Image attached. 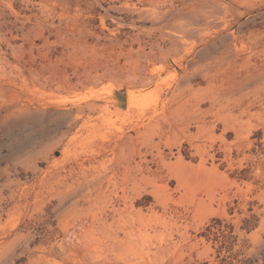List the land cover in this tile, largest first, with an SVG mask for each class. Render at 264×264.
<instances>
[{
    "label": "rangeland",
    "instance_id": "rangeland-1",
    "mask_svg": "<svg viewBox=\"0 0 264 264\" xmlns=\"http://www.w3.org/2000/svg\"><path fill=\"white\" fill-rule=\"evenodd\" d=\"M262 72L264 0H0V264H264Z\"/></svg>",
    "mask_w": 264,
    "mask_h": 264
},
{
    "label": "bare ground",
    "instance_id": "bare-ground-1",
    "mask_svg": "<svg viewBox=\"0 0 264 264\" xmlns=\"http://www.w3.org/2000/svg\"><path fill=\"white\" fill-rule=\"evenodd\" d=\"M260 46L259 42H253L250 46V50L255 51L259 49ZM258 76V80H264V72L260 73ZM64 117L66 121L71 124L77 121L79 114L64 113ZM107 167V161L103 160L102 162H98L89 167H84L82 173L84 176L86 175L85 178L88 182H93L96 178L100 179L102 174L107 171ZM0 172L2 173V170H0ZM72 185L73 184H70L68 187ZM58 193L61 192L58 190ZM66 193H69V190H67ZM15 211L14 208L7 209L5 206L0 205V256L5 252H13L17 247V244L26 246L31 250L30 246L35 238V234L32 231H26L24 229L19 221V217L12 215V213L15 214ZM5 215H11L10 219H5ZM37 252L40 254L43 250L40 251V249H37Z\"/></svg>",
    "mask_w": 264,
    "mask_h": 264
}]
</instances>
